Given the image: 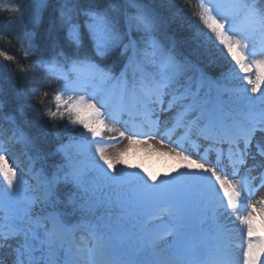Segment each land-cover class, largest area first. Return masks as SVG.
I'll return each mask as SVG.
<instances>
[{
  "label": "snow or ice",
  "instance_id": "6c2138e0",
  "mask_svg": "<svg viewBox=\"0 0 264 264\" xmlns=\"http://www.w3.org/2000/svg\"><path fill=\"white\" fill-rule=\"evenodd\" d=\"M173 8L172 0H64L55 55L20 66L62 82L47 114L67 115L72 128L48 175L36 167L35 138L6 117L0 249H11L13 264H264V208L251 203L264 189V143L256 142L264 134V7L196 0L195 46L186 53L170 34L183 21ZM0 11L23 18L19 6ZM33 37L22 30L25 59L35 54ZM117 48L127 58L119 75L103 66ZM125 139V150L109 154ZM18 146L27 168L12 155ZM146 157L166 158L170 170L157 175ZM60 185L73 189L69 203L83 222L69 224L57 210Z\"/></svg>",
  "mask_w": 264,
  "mask_h": 264
},
{
  "label": "trees",
  "instance_id": "16d2710c",
  "mask_svg": "<svg viewBox=\"0 0 264 264\" xmlns=\"http://www.w3.org/2000/svg\"><path fill=\"white\" fill-rule=\"evenodd\" d=\"M36 0H0V5L19 6L20 13L11 11H0V52H5L16 58L15 62L7 61L0 56V127L3 133L0 138L7 134L11 128L8 116H14L16 122L25 128L36 140L37 152L32 155H39L36 167L42 168L48 175H51L61 163V157L54 153L58 141L67 143L68 129L72 125L68 122L65 115L63 119H51L48 110H56L55 102L52 97L60 89V81L53 80L51 83L45 78L44 73H28L19 70L20 66L27 67L33 61L48 59L55 55L54 44L60 34L59 30V11L64 0H39L40 8L34 14V4ZM146 3L159 7L162 2L167 0H144ZM82 6H87L90 0H79ZM173 11L179 10L183 21L177 24L172 33L177 39V47L180 52L186 53L189 46H195L194 29L188 25L195 23L192 17V10L196 7V0H190V7L186 6L184 0H172ZM259 7H264L260 0H256ZM35 16L38 23L32 24V17ZM27 28L34 33V55L24 58V49L20 46L22 30ZM127 62L121 49L113 50L103 61V66L110 69L115 75H119ZM204 64H208V59H204ZM214 75L218 74L219 67L213 66L209 69ZM27 93V94H25ZM25 109L23 115L21 109ZM83 131V129H78ZM13 156H22V162L28 166V156L22 147L18 146ZM14 152V151H12ZM27 168V167H26ZM73 189L69 186L60 185L57 189L59 203L57 210L64 214V219L69 224H77L84 221L85 217L77 210H74L69 198ZM39 211V208H37ZM89 219L91 217H88Z\"/></svg>",
  "mask_w": 264,
  "mask_h": 264
},
{
  "label": "rangeland",
  "instance_id": "374dc122",
  "mask_svg": "<svg viewBox=\"0 0 264 264\" xmlns=\"http://www.w3.org/2000/svg\"><path fill=\"white\" fill-rule=\"evenodd\" d=\"M36 2V3H35ZM145 2V1H144ZM32 3H35L34 6V14L39 11L40 8V2L39 0L33 1ZM146 3V2H145ZM111 133H107L105 136H112L109 135ZM121 142V143H120ZM116 146L110 147L108 149L109 154L115 155L119 151H123L127 148L128 142L120 141ZM256 142L257 143H264V134L262 133H257L256 134ZM124 143V144H123ZM146 147V146H145ZM13 154H16L15 150H13ZM16 161L21 164L23 167H28L27 164L24 161L22 156H14ZM137 162H140L139 160ZM143 163L149 167L152 171L156 172L157 175L163 177L164 173L166 171H169V166L171 165L169 162L165 161V158H160V157H146L143 158ZM261 201H264V189L259 190L256 192V196L252 197L251 203H255L256 206L261 209L264 208V203H261ZM258 209V210H259ZM78 235V234H77Z\"/></svg>",
  "mask_w": 264,
  "mask_h": 264
},
{
  "label": "bare ground",
  "instance_id": "6f19581e",
  "mask_svg": "<svg viewBox=\"0 0 264 264\" xmlns=\"http://www.w3.org/2000/svg\"><path fill=\"white\" fill-rule=\"evenodd\" d=\"M118 134H119V130L117 132H113V133H111L109 135H112L113 137H115V136H118ZM108 137L109 136H105V140H107ZM122 141H124L125 143L128 142L126 139L122 140ZM150 143L153 145V147H155L158 150H162V151H167L168 150L166 147L165 148H161V145L157 141H150ZM165 161L169 162L170 164L172 163L171 161L167 160L166 158H165ZM257 209H259V208L257 207ZM244 214H247V210L244 211ZM233 219H235V218H233ZM237 224H238V222H237ZM79 235L80 234L78 233V236ZM239 239H240L241 242L245 243V245H246V240H247L246 236L241 234ZM9 243L12 244L13 247L15 246V242L14 241H10ZM0 260H3V264H13V256L11 254V249L10 248L0 249Z\"/></svg>",
  "mask_w": 264,
  "mask_h": 264
}]
</instances>
